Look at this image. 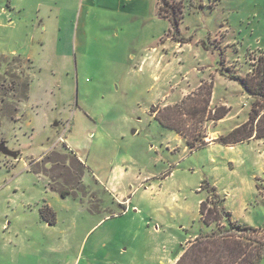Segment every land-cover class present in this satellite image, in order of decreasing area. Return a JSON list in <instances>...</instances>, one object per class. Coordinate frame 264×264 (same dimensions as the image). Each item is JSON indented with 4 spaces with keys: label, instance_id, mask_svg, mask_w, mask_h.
<instances>
[{
    "label": "rangeland",
    "instance_id": "rangeland-1",
    "mask_svg": "<svg viewBox=\"0 0 264 264\" xmlns=\"http://www.w3.org/2000/svg\"><path fill=\"white\" fill-rule=\"evenodd\" d=\"M168 3L0 0V142L18 153L0 151V264H174L217 228L200 214L208 185L264 228V138L191 149L152 111L208 143L244 123L252 97L229 75L264 53V0ZM209 81L205 116L229 112L198 122L182 102L204 109ZM61 136L88 167L86 192L50 189L45 173L78 168ZM233 234L246 257L264 238Z\"/></svg>",
    "mask_w": 264,
    "mask_h": 264
},
{
    "label": "trees",
    "instance_id": "trees-1",
    "mask_svg": "<svg viewBox=\"0 0 264 264\" xmlns=\"http://www.w3.org/2000/svg\"><path fill=\"white\" fill-rule=\"evenodd\" d=\"M162 1H166L169 5L168 0ZM172 6L176 8L175 5ZM229 76L230 78L239 80L246 91L251 95L252 107L248 119L244 123L235 126L226 134H221L215 141L224 145H234L254 138H264V53L259 55L248 75L239 76L231 74ZM205 84L204 81L200 85V93H202L201 91L204 89ZM29 85L30 81H26L23 86L24 99L28 98ZM206 93L207 99L202 100L206 104L204 109L198 108L196 105L191 106L189 104V99H185L182 103H185L187 108L186 113L193 117L202 114L198 122L203 121L205 117L215 121L223 119L229 112V108L225 105L216 106L212 115L205 116L207 106L212 103L213 81H209ZM180 105L181 104L178 103L177 107L181 109ZM154 107L155 106L152 107V111L156 112L155 117L165 126L186 137L187 145L191 149L204 146L208 143L199 136H195V134L190 138L186 130L167 120L168 117L166 114L160 115L159 109H154ZM167 107L168 106L165 107L166 110H168ZM72 159H74L78 168L73 164L70 169L67 167L65 160L63 162L64 168L67 169L65 173L60 172L58 174L48 175L44 172L45 175L49 177L50 189L61 197L86 192L87 190L83 183L86 166L77 155L74 154ZM53 170H55V168ZM35 172L40 173L41 171L37 170ZM208 187L211 191L212 206H208L209 199L202 201L200 203V214L203 221L208 224L217 222V228L209 233H202L194 240H190L188 242L189 244L184 246L179 252V254H181L175 264H261L264 259V238H260L257 241L258 243L256 244L255 250L251 252L252 255L246 257L248 254L246 253L247 248L240 244L238 241L239 239L234 236L233 232H257L261 230L264 231V228L257 229L242 222L232 220L230 212L224 207V198L219 197L215 186L208 185ZM40 213L49 224L55 223V212L49 205L45 204L40 209ZM222 218L225 219V224L223 226L219 223Z\"/></svg>",
    "mask_w": 264,
    "mask_h": 264
},
{
    "label": "crops",
    "instance_id": "crops-1",
    "mask_svg": "<svg viewBox=\"0 0 264 264\" xmlns=\"http://www.w3.org/2000/svg\"><path fill=\"white\" fill-rule=\"evenodd\" d=\"M52 11H50L47 16L48 18H52ZM179 134V133H178ZM180 135V134H179ZM64 137V136H63ZM60 142V141H58ZM218 141H212V142H209L207 143L206 145H211V144H214V143H217ZM62 143V142H61ZM64 143L67 145V147L74 153L76 154V151L74 150V148L72 146H70L67 142H66V139L64 137ZM219 143V142H218ZM224 145V144H223ZM226 146H232V145H226ZM78 156V155H77ZM85 164V161L84 159L82 158L81 155L78 156ZM86 166V164H85ZM88 171V167L86 166V170H85V173ZM40 175V174H39ZM85 175V174H84ZM41 176V175H40ZM228 193V197H224V200H223V204H224V207L226 210H228L231 214V219L234 220V221H239V222H242L244 224H247L249 226H255L256 223H257V220L256 218L253 216V215H248L246 213V204L244 202V204H242V206H234L232 203H230L229 201V194H230V191L227 192ZM194 240V239H193ZM90 241V237L87 239V243ZM189 243H187L188 245ZM181 254V253H180ZM180 254H178L174 260V264L175 262L177 261L178 257L180 256ZM77 262L75 261H72L70 264H76ZM79 264V263H77Z\"/></svg>",
    "mask_w": 264,
    "mask_h": 264
},
{
    "label": "water",
    "instance_id": "water-1",
    "mask_svg": "<svg viewBox=\"0 0 264 264\" xmlns=\"http://www.w3.org/2000/svg\"><path fill=\"white\" fill-rule=\"evenodd\" d=\"M0 151L5 155H10L13 157H18V153L16 150H12L9 147H7L5 142H0Z\"/></svg>",
    "mask_w": 264,
    "mask_h": 264
},
{
    "label": "built area",
    "instance_id": "built-area-1",
    "mask_svg": "<svg viewBox=\"0 0 264 264\" xmlns=\"http://www.w3.org/2000/svg\"><path fill=\"white\" fill-rule=\"evenodd\" d=\"M60 142H62V143L64 142V137L63 136L60 137Z\"/></svg>",
    "mask_w": 264,
    "mask_h": 264
}]
</instances>
